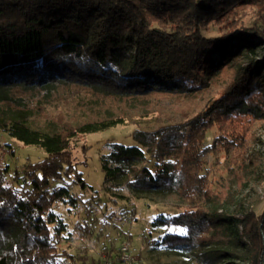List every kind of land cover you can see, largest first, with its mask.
<instances>
[{
	"label": "trees",
	"instance_id": "trees-1",
	"mask_svg": "<svg viewBox=\"0 0 264 264\" xmlns=\"http://www.w3.org/2000/svg\"><path fill=\"white\" fill-rule=\"evenodd\" d=\"M256 48L264 49V0H0V134L44 153L20 173L7 162L18 152L0 146L7 159H0V264H119L120 246L100 244L102 226L134 214L125 206L110 212L99 191L199 198L213 146L205 142L209 127L241 112L264 120V55L235 69L220 96L192 118L154 129L134 123L131 144L106 142L99 191L70 164L72 142L126 126V117L46 127L36 121L45 105L80 89L128 101L193 96ZM90 201L102 221L89 214L74 229L97 243L103 258L69 246L71 229L55 209L76 216ZM171 225L183 231L150 241L186 252L213 240V231L233 252H246L250 264H264V214L228 217L191 205L150 220L151 229Z\"/></svg>",
	"mask_w": 264,
	"mask_h": 264
},
{
	"label": "rangeland",
	"instance_id": "rangeland-1",
	"mask_svg": "<svg viewBox=\"0 0 264 264\" xmlns=\"http://www.w3.org/2000/svg\"><path fill=\"white\" fill-rule=\"evenodd\" d=\"M215 30H207L206 34H215ZM264 49L256 48L255 54L242 53L238 62L231 69L215 78L205 90L189 97H148L142 100H124L104 98L102 95L86 93L83 89L78 93L57 98L55 104L45 105L42 116L36 118L37 123L46 127L53 125H69L80 120L101 118L113 114L124 115L127 125L118 126L103 132L78 135L72 142L70 164L77 165L86 183L94 191H99L103 184V173L100 168L99 156L106 152V142H123L131 144L129 134L135 124L142 129H154L168 122H182L205 110L212 101L220 96L222 89L229 85L235 69L253 61H262ZM81 91V92H80ZM210 126L206 132L205 142L213 145L210 152L204 156L207 164L206 188L199 198H184L175 193L166 195H147L135 198L124 188H111L109 192L99 191L102 201L109 205L108 210L114 211L121 206L133 212L134 216L115 222V226H102L103 237L100 244L110 247V240L117 246L127 245L131 264H250L246 252L237 249L233 252L231 244H221L219 234L210 231L208 235L213 240L201 242L188 251H178L162 247L155 243L157 235L166 230L182 232L180 226L151 229L150 220L156 213L177 214L191 205H199L212 211H217L228 217L243 216L253 213L256 216L264 214V120H254L245 113L222 117ZM48 121H51L49 124ZM135 123V124H134ZM232 130V131H231ZM10 143L18 152V160L6 159L3 149H0V159L7 160L11 168L22 173L28 161H36L44 157V153L32 146L21 143L0 134V146ZM210 149V148H209ZM226 149V150H224ZM69 180V179H68ZM76 188L72 192L76 193ZM90 189L84 198L89 199ZM115 201H111V198ZM85 205V204H83ZM82 206L75 215H69L62 206L55 209L62 214L71 229L69 246L76 249H87L93 255L103 258V252L97 243H93L74 229L75 221L82 222L87 215L98 214L97 204ZM85 207V209H84ZM104 218V217H103ZM105 219V218H104ZM113 220V218L111 219ZM206 235V234H205ZM216 236L218 238H216ZM119 264H121L119 262Z\"/></svg>",
	"mask_w": 264,
	"mask_h": 264
},
{
	"label": "built area",
	"instance_id": "built-area-1",
	"mask_svg": "<svg viewBox=\"0 0 264 264\" xmlns=\"http://www.w3.org/2000/svg\"><path fill=\"white\" fill-rule=\"evenodd\" d=\"M129 248L127 245L120 246L119 259L121 264H131V257L128 254Z\"/></svg>",
	"mask_w": 264,
	"mask_h": 264
}]
</instances>
